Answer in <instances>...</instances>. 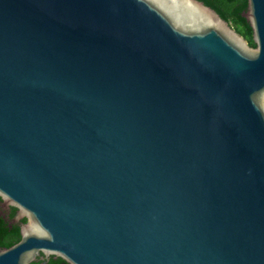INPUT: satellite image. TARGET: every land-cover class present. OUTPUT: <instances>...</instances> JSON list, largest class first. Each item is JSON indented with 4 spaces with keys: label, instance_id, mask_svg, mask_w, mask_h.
<instances>
[{
    "label": "water",
    "instance_id": "water-1",
    "mask_svg": "<svg viewBox=\"0 0 264 264\" xmlns=\"http://www.w3.org/2000/svg\"><path fill=\"white\" fill-rule=\"evenodd\" d=\"M253 45L201 0H0V264H264V0Z\"/></svg>",
    "mask_w": 264,
    "mask_h": 264
},
{
    "label": "trees",
    "instance_id": "trees-1",
    "mask_svg": "<svg viewBox=\"0 0 264 264\" xmlns=\"http://www.w3.org/2000/svg\"><path fill=\"white\" fill-rule=\"evenodd\" d=\"M212 7L223 19H225L237 32L253 45L251 31L246 20L240 15L245 7L246 0H201ZM15 231L8 227L5 221L0 222V246H7L14 241ZM45 264H67L59 257L47 259Z\"/></svg>",
    "mask_w": 264,
    "mask_h": 264
},
{
    "label": "flooded vegetation",
    "instance_id": "flooded-vegetation-1",
    "mask_svg": "<svg viewBox=\"0 0 264 264\" xmlns=\"http://www.w3.org/2000/svg\"><path fill=\"white\" fill-rule=\"evenodd\" d=\"M2 221H5L8 227L11 226L10 223L8 222V220L5 218V216L0 212V222H2Z\"/></svg>",
    "mask_w": 264,
    "mask_h": 264
}]
</instances>
